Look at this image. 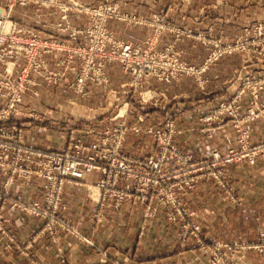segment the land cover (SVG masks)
<instances>
[{
	"label": "crops",
	"instance_id": "1",
	"mask_svg": "<svg viewBox=\"0 0 264 264\" xmlns=\"http://www.w3.org/2000/svg\"><path fill=\"white\" fill-rule=\"evenodd\" d=\"M78 1L91 5L114 2L127 14L149 20L153 15L161 16L181 28L190 27L205 34L219 35L225 42L242 35L244 28H253L258 23L264 28V0ZM9 18L18 26L32 29L43 39L62 42L66 48L80 45L85 39L84 34H79L71 40L67 32L54 30L55 23L63 21V13L57 8L36 11L33 5L14 6ZM67 20L73 26L83 28L88 16L70 9ZM154 25L131 24L117 19L106 21V28L114 39L141 46L149 39V47L159 51L172 43L174 36L166 31L154 35ZM175 45L184 50V59L189 63H201L207 56L203 45L192 38L182 37ZM46 57L49 66L55 67L56 56L49 54ZM106 70L111 91L100 92L99 87L92 84L88 88L93 96L118 94V97L111 108L106 109L99 106L101 100L94 96L86 108L92 111L94 119L82 117L81 121L67 123V105L59 104L63 108L51 106L67 94L65 81L49 89L39 86V101L34 99L31 91L24 92L19 103L23 112L33 113L38 105L44 108L40 113L47 118L63 121L62 129H54L50 122L27 116L14 117L13 121L23 130L24 142L40 149L56 150L63 144L69 127H75L76 135L89 142L103 128L123 121L129 127L123 149L129 154L145 156L157 151L154 138L146 129L160 127L171 118L177 129L173 142L194 157H202L212 149L226 152L238 146L230 123L226 122L223 128L208 137L200 130L199 118L215 107L221 96L228 97L244 76L255 79L264 76V54L251 59L239 52L223 55L205 74L209 79L207 93L191 86L190 78L170 83L146 78L142 93L149 94L147 99L132 91L122 94L120 85L129 79V75L124 74L115 61L107 63ZM72 75L73 72H69L68 78ZM230 79L231 83L227 84ZM248 99V94L242 97V111L247 107ZM259 100L264 103V83ZM118 104L124 107L122 114H119ZM100 109L103 111L99 112ZM110 110L111 113L107 114ZM248 128L252 144L264 140L263 119L252 121ZM99 178V172L87 173L81 182L67 183L62 196L66 206L64 214L89 242L64 231L59 232L55 241L49 233L42 231V219L11 207L13 199L22 202L42 200L39 180H14L9 198L0 199V216L5 219V229L14 235L15 241L10 243L7 235L0 232V264H208V245L213 241L243 243V247L230 254L236 264H264L262 254L250 246L258 241V233L264 231V162L260 157L254 163L240 159L227 166L226 180L239 203L228 201L223 189L213 181H200L180 195L185 206L196 214L195 219L208 239L205 247L198 246L192 238L181 243L177 235L178 225L169 223L161 209L153 217H145L144 206L134 200H125L118 208L100 206L88 197V194H98L92 185ZM2 183L0 177V187Z\"/></svg>",
	"mask_w": 264,
	"mask_h": 264
},
{
	"label": "built area",
	"instance_id": "2",
	"mask_svg": "<svg viewBox=\"0 0 264 264\" xmlns=\"http://www.w3.org/2000/svg\"><path fill=\"white\" fill-rule=\"evenodd\" d=\"M27 5H33L36 11L57 8L63 13V21L55 23L54 30L68 32L72 40L79 34H85L86 39L80 45L66 48L62 42L43 39L32 29L18 26L9 14L14 6ZM70 9L88 14L86 26L77 28L67 20ZM108 19L156 24V33L165 25L164 19L157 15L150 20L130 15L117 3L108 1L84 5L73 0H0V177L3 178L0 199L9 198L14 180L37 179L41 183L42 200L22 202L13 199L11 207L42 219V231L49 233L55 241L59 232L64 231L89 242L65 218L62 196L67 183L77 184L85 174L96 171L100 178L92 187L98 191L95 201L100 206L118 208L123 201L134 200L144 206L145 217H153L161 209L169 223L178 225L181 243L192 238L198 246L205 247L208 239L195 219L196 214L185 206L180 195L200 181H213L223 189L228 201L239 203L226 180V171L229 163L240 159L254 163L260 157L264 162V140L252 144L248 128V124L256 119L264 121V103L259 100L264 76L257 79L244 76L228 97L221 96L218 104L199 118L200 130L208 137L229 122L238 145L226 152L212 149L202 157H194L173 142L177 129L171 118L160 127L146 129L154 138L157 151L145 156L129 154L123 149L129 129L123 121L103 128L89 142L69 131L56 150H44L25 143L21 126L13 121L17 116L32 115L25 114L19 107L24 92L31 91L37 96L39 86L60 81L68 70L75 71L74 91L83 94L88 82L105 86L109 80L105 65L116 61L122 72L129 75V81L120 85L121 93L126 94L141 89L146 78L170 82L191 69L179 62L177 53L170 52L171 48L158 53L145 46L115 40L106 29ZM168 30L178 31L173 25ZM193 32L191 28L185 30L187 35ZM248 34H253V38L245 39ZM148 42L151 43L147 39L145 44ZM249 46L259 49L258 53L264 51V28L260 23L253 28H244L234 43L217 40L214 43L216 50L204 64L209 65L225 52L244 50ZM49 54L56 56V69L49 66L46 57ZM75 56L80 57L77 65L74 64ZM246 94L249 95L248 105L242 111L241 99ZM0 232L7 235L10 243L15 241L14 235L5 229V219L1 216ZM243 246L238 241L211 242L208 264H236L230 254ZM250 246L264 258V231L258 233V241Z\"/></svg>",
	"mask_w": 264,
	"mask_h": 264
},
{
	"label": "rangeland",
	"instance_id": "3",
	"mask_svg": "<svg viewBox=\"0 0 264 264\" xmlns=\"http://www.w3.org/2000/svg\"><path fill=\"white\" fill-rule=\"evenodd\" d=\"M74 2H77L79 3L78 0H73ZM70 3V2H69ZM79 4H82V3H79ZM84 5H91V4H84ZM74 10V9H73ZM80 13H83L85 15L88 16V14L84 13V11L80 12ZM158 17H161V16H158ZM162 18V17H161ZM150 19H153V16L150 17ZM89 21V16H88V20H87V23ZM106 24V23H105ZM164 29H162L161 31H166L170 34H172L174 36V41L168 45H166L162 50H159V51H156L152 48L149 47L150 43L148 42V44H145L144 46L146 48H148L149 50H151V52H163L165 50H167L168 48H171L170 52H175L177 53V56H178V60L179 62L181 63H184L185 66L188 68H191L187 73H182L179 78L177 80H180L182 78H190L191 81H190V85L191 86H195L199 92L201 93H207V85L209 83V79L207 78V76L205 75L206 72L208 71V69L217 61L219 60L223 55H225L226 53H230V52H239V53H243L244 55L247 56V58L251 59V58H255V57H258L260 55H263L264 54V51L263 52H259V49H255L253 46H249V47H246L244 50H232V51H228V52H225L223 53L220 57H218L216 60H214L213 62H211L209 65H205L204 62L205 60L207 59V57L210 55V53L212 51H215L216 48L214 47V43L217 41V40H221L223 43H234L236 37L233 41L231 42H225L222 40V38L219 36V35H210V34H205L202 30H193L194 32L190 35H187L185 33V30L187 29L186 28H181V27H178L176 26L175 24L171 23V22H168L164 19ZM170 25H173L178 31L177 32H171L169 31V27ZM156 25H154V35L156 34H159L161 33V31L159 33H156ZM190 28V27H189ZM107 29V28H106ZM108 31V30H107ZM109 32V31H108ZM68 33V32H67ZM110 34V33H109ZM85 35V34H84ZM68 37L70 38V36L68 35ZM182 37H187V38H192L198 42H200L205 51H207V56L205 57V59L201 62V63H189L188 61H186L184 59V50L181 49V48H178L175 43L176 41H179ZM244 38V37H243ZM253 38V34H248V36L245 38V39H252ZM71 39V38H70ZM85 39H86V35H85ZM84 39V40H85ZM72 40V39H71ZM117 40V39H115ZM119 41H122V40H119ZM127 42V41H125ZM146 42V41H145ZM133 44V43H132ZM138 45V44H137ZM172 46V47H171ZM73 47V46H71ZM69 47V48H71ZM77 59V63L74 62L75 65L78 64V62L80 61V57L79 56H75L74 57V61H76ZM113 62V61H111ZM116 62V61H115ZM109 63V62H108ZM118 63V62H117ZM107 64V63H106ZM119 64V63H118ZM120 66V65H119ZM53 69H56V67H52ZM121 69V68H120ZM105 70H106V65H105ZM122 71V70H121ZM69 72H73V75L72 77H69L68 78V73ZM106 73H107V70H106ZM108 75V73H107ZM109 77V76H108ZM75 79V71H72V70H68L67 73H66V76L65 78L61 79L60 81H57L56 83H52L48 86H44L46 88L44 89H49L53 86H58L60 84H63V82L65 83L64 87L66 88V95L62 96L61 99L55 101L54 103H52V107H58V108H63L61 106H59V104H63V105H67V108L69 110V114L67 115V118L66 120L68 121L67 123H70V122H73V123H76L78 121H81L84 117V119H87V120H90V119H94L93 117V113L92 111H87V107L90 106V102H92V100L94 98H100L101 100V103L99 106L101 107H106L107 108H111V104L114 103V101H116L117 97H118V94H112V96H101V97H97V95H94L92 94V91L89 90L88 86L89 85H94V86H97L99 87V90L100 92H107L109 93L111 90L109 89L108 85H109V80L107 81L106 85L105 86H102V85H96L92 82H88L86 85H85V89H84V93L81 94V93H76L73 89V81ZM129 79L126 81L128 82ZM158 81V80H157ZM171 81H175V80H171ZM170 81V82H171ZM189 81V79L187 80V82ZM232 81V79H230L227 84H230ZM165 82V81H163ZM170 82H165V83H170ZM123 84V83H122ZM43 89V88H42ZM98 89V88H97ZM132 92H136L137 94H139V91L141 92V97H144L145 99H147L149 96V94H146V93H142V88L141 89H137V90H131ZM130 91V92H131ZM100 92H97L99 94H102ZM113 93V92H112ZM39 95V94H38ZM34 96V99H36V101H39L40 100V97L39 96ZM92 95V96H91ZM94 97V98H93ZM106 97H109L108 99H106ZM91 98V99H90ZM105 101V102H104ZM109 106V107H108ZM37 107V111L35 112H29V113H32L31 116H27L29 118H36L38 119V121H44V122H50V124L53 126L54 129H56L55 127H58L59 129H62L61 127V124H63V121L61 123V120L58 118V119H51V118H47V116L41 114L40 112H42L41 110H43L44 108H41V107H38V105L36 106ZM50 108V109H53V108ZM119 114H122L124 112V107H121V105L118 104V108L119 109ZM73 110V111H72ZM76 111V112H75ZM103 110L100 109L99 112H102ZM28 112L25 114H29ZM111 113V110L110 112L108 111L107 114H110ZM26 116V115H25ZM53 123V124H52ZM70 125V124H69ZM68 131H73L74 133H76V128L75 127H69V130ZM23 136H24V133H23ZM96 193L97 190H96ZM97 195L98 194H91L89 195L88 194V197L92 200H96L97 198ZM65 218L69 219V221L71 223H73L71 221L70 218H68V216H66L64 214ZM74 224V223H73ZM75 225V224H74ZM76 227V226H75ZM203 233V232H202Z\"/></svg>",
	"mask_w": 264,
	"mask_h": 264
},
{
	"label": "bare ground",
	"instance_id": "4",
	"mask_svg": "<svg viewBox=\"0 0 264 264\" xmlns=\"http://www.w3.org/2000/svg\"><path fill=\"white\" fill-rule=\"evenodd\" d=\"M7 25H9V24L7 23Z\"/></svg>",
	"mask_w": 264,
	"mask_h": 264
}]
</instances>
